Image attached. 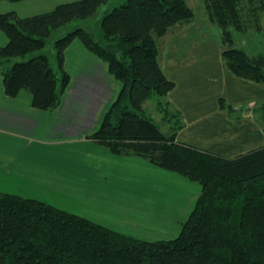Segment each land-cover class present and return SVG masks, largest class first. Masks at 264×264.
I'll use <instances>...</instances> for the list:
<instances>
[{
	"label": "trees",
	"instance_id": "obj_1",
	"mask_svg": "<svg viewBox=\"0 0 264 264\" xmlns=\"http://www.w3.org/2000/svg\"><path fill=\"white\" fill-rule=\"evenodd\" d=\"M109 1H66L27 16L0 13V29L7 37L0 47L4 92L15 96L25 90L33 107H56L70 80L64 49L78 39L121 83L88 137L114 154L139 155L198 182L200 194L176 237L144 240L36 198L0 191V264H264V145L225 157L178 142L180 113L163 100L174 82L162 72L158 42L192 20V7L187 0ZM203 1L210 22L221 29L227 67L264 84V54L248 56L232 45L231 37V30L261 29L264 0ZM100 9L94 31L73 27L50 41L61 27ZM48 42L53 53L42 51ZM153 96L158 97L156 110L175 119L167 134L143 106ZM218 101L230 115L238 111L224 99ZM245 111L253 117L259 108Z\"/></svg>",
	"mask_w": 264,
	"mask_h": 264
},
{
	"label": "crops",
	"instance_id": "obj_2",
	"mask_svg": "<svg viewBox=\"0 0 264 264\" xmlns=\"http://www.w3.org/2000/svg\"><path fill=\"white\" fill-rule=\"evenodd\" d=\"M61 1L0 0V13L33 15L51 10ZM262 31L248 35L256 37ZM231 37L235 45L237 39H246L237 31H232ZM6 42L0 29V47ZM158 43L162 72L174 82L163 100L180 113L183 122L176 141L225 157L264 145L261 115L251 117L238 109L264 104V84L230 71L221 57V30L209 21L202 7L194 10L190 22L174 28ZM256 43L260 45L264 39L253 38L237 47L253 56L249 52H254ZM63 66L70 80L59 104L49 110L33 107L25 90L7 95L0 74V191L9 192L3 188L10 182L26 181L52 196L34 191L25 197L88 219L89 210L115 211L145 232L171 235L177 226L174 222L179 226L192 210L200 184L142 156L114 154L89 138L121 83L108 72L103 59L76 39L64 49ZM220 98L240 111L239 115L220 108ZM57 199L84 209L60 207Z\"/></svg>",
	"mask_w": 264,
	"mask_h": 264
},
{
	"label": "rangeland",
	"instance_id": "obj_3",
	"mask_svg": "<svg viewBox=\"0 0 264 264\" xmlns=\"http://www.w3.org/2000/svg\"><path fill=\"white\" fill-rule=\"evenodd\" d=\"M66 1H72V0H66ZM66 1L63 0L61 2H66ZM187 1L190 4V6L192 7L193 12H194V10H196V8L199 9L200 7H202L203 10H205V13H206V8H205V4H204L203 0H187ZM118 2H119V0H110L109 1V5H114V4H117ZM19 4H22V3H19ZM19 6H24V4L23 5H19ZM102 13H103V9H100L91 18H88V19H85V20H73L69 24L61 27L56 32L52 33L50 41L53 38L62 36L64 33L69 31L73 27L80 26V27L86 28L89 31H94L98 27L99 20H100V18L102 16ZM206 15H207V13H206ZM207 17H208V15H207ZM259 17H260L259 18V24H260V27H261L260 30H263V31H262V33L260 35H257L256 37L253 36V35H251V36L248 35L249 33L251 34L253 31H255L253 29H250V30H247V31L231 30V32L232 31H237V32H239V34H243V36L246 37L245 40H242V38L237 39V44H241V43L243 44L244 41H247V40H250V39H253V38L254 39L257 38L259 40L264 39V16H263V14H260ZM76 40H78V39H76ZM237 44L236 45L233 44V41H232V45L234 47H236V48H238ZM251 44H248V46L250 47ZM254 45H255L256 48L251 50V51H254V52H249V53H251L253 55H257L259 53H264V43H261L260 45L258 43H256ZM253 46H251V47H253ZM224 48H225V46L223 45V49ZM42 51H44L46 53H48V52L49 53H53V49L51 47V44L48 42L46 44V46L44 48H42ZM51 63H52L53 66H55L54 59H51ZM157 98H158L157 96H153V97L147 99L144 102L143 106L146 109L147 114L160 127V129L164 133L167 134V133H169V130H170L172 124L175 122V119L173 117H170V115L166 116L164 113L158 112L156 110L155 103H156ZM254 107L255 108L256 107L259 108L258 114L261 115L262 121H264V118H263L264 117V106L263 105L260 106V104L259 105L258 104L257 105L253 104V105L248 106L249 109H253ZM246 108L247 107L245 106L242 110L245 111ZM239 112L240 111H234L233 113H236L237 115H239L238 114ZM164 182L166 183V185L170 184V182H167L166 180ZM3 189L9 191V192H3V193L16 194V195H19V196L24 195L22 197L30 196L31 193H33L34 191H35V193L36 192H40V193H42L44 195L52 196V194L48 190H44L43 188H39L37 186H33V185L29 184L26 181L19 182V183L10 182L9 186H7V188H3ZM161 196H163V197L166 196L165 195V190H163V189L161 191ZM30 198H32V197H30ZM57 201L59 202L58 206H60V207H67L68 209H73L75 211H79V209L81 211V209H84V207H82V205L75 204L73 202L61 201L60 199H57ZM87 209H90V208L87 207ZM89 211L90 212L87 215V217H89L90 220L95 221L97 223H101L102 225L110 227V228H113V229H115L117 231L121 230L120 231L121 233H124V234H127V235H131V236H134V237H138V238H141V239H144V240L172 239V238L176 237L179 234L181 225L186 220V218H184L183 220H180L179 226H178L177 222H174L175 226L176 225L177 226L175 228V231L172 229L173 231H171V232H173V233L171 235H161V234H155V233H153V231L151 232L150 230L145 232V231L141 230V228L139 226L135 227V224H132L131 222L125 220L124 217H121V215H119L115 211H110V210H106L105 211V210H99V209L98 210H89ZM80 213H83V212H80ZM178 228H179V230H178Z\"/></svg>",
	"mask_w": 264,
	"mask_h": 264
}]
</instances>
